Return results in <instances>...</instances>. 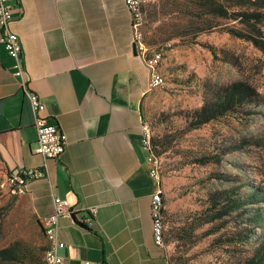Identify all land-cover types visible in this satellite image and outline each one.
I'll list each match as a JSON object with an SVG mask.
<instances>
[{"label":"crops","instance_id":"1","mask_svg":"<svg viewBox=\"0 0 264 264\" xmlns=\"http://www.w3.org/2000/svg\"><path fill=\"white\" fill-rule=\"evenodd\" d=\"M20 3L11 29L21 41L24 76L66 145L56 159L35 152L32 110L0 43V161L8 175L44 171L27 183L25 195L40 223L51 214L53 197L68 200L72 216L57 229L60 264H169L154 241L150 199L158 182L142 148L144 104L159 88L149 89V70L132 53L124 0Z\"/></svg>","mask_w":264,"mask_h":264},{"label":"rangeland","instance_id":"2","mask_svg":"<svg viewBox=\"0 0 264 264\" xmlns=\"http://www.w3.org/2000/svg\"><path fill=\"white\" fill-rule=\"evenodd\" d=\"M157 1L146 6L140 34L148 47L171 42L165 55L172 47L174 51L164 66L165 85L144 104L143 124L163 186L162 247L169 264L243 263L256 242H264V54L219 30L195 40L157 41L163 19L148 16ZM219 22L239 27L234 21ZM235 81L250 84L258 101L190 129L186 117L200 107L206 85ZM221 194L239 199L241 208L204 223L214 213L209 210L212 199ZM46 248L41 223L26 196L13 192L0 161V252L6 249L10 256L8 261L0 258V264H45Z\"/></svg>","mask_w":264,"mask_h":264},{"label":"trees","instance_id":"3","mask_svg":"<svg viewBox=\"0 0 264 264\" xmlns=\"http://www.w3.org/2000/svg\"><path fill=\"white\" fill-rule=\"evenodd\" d=\"M149 7L150 18L160 16L163 19L157 29V41L195 40L202 33L219 30L250 42L264 54V0H158ZM219 20L234 21L239 27L220 23ZM257 96L254 88L245 81H235L221 87L206 85L200 107L189 111L186 117L188 127L194 129L233 113L248 102H257ZM205 162L207 160L199 161L202 164ZM241 206L239 199L218 195L212 199L209 207L214 213L203 221L209 223L230 216ZM255 245L252 256L238 264H264V242L257 241ZM9 257L8 250L0 252L2 260L8 261Z\"/></svg>","mask_w":264,"mask_h":264},{"label":"built area","instance_id":"4","mask_svg":"<svg viewBox=\"0 0 264 264\" xmlns=\"http://www.w3.org/2000/svg\"><path fill=\"white\" fill-rule=\"evenodd\" d=\"M155 0H124L125 6L131 16V26L134 31V40L136 42L137 53L143 59L149 70L150 90L161 88L165 85V77L160 71L161 63L164 59L165 49L171 47V42H167L163 47L150 48L141 39L140 29L145 23L146 6ZM20 0H0V43L3 44L7 53L13 60L14 76L18 78L20 87L25 98L28 100L33 114V125L36 130V147L35 152L44 160L56 159L64 151L66 137L64 133L55 124H49L42 115L44 104L40 98L32 92L27 85L24 76L25 67L23 61L22 45L19 36L12 31L11 23L13 12L20 9ZM142 148L146 155V161L149 164L148 174L158 182V188L151 195L150 213L152 220V230L154 241L157 245L163 244V224H164V197L161 186V175L159 161L152 152V146L148 130L143 124ZM44 175L41 169L15 170L9 173V181L12 185L13 192L19 196H25L27 183L32 179ZM52 212L43 221L42 228L47 239V248L44 252L45 264H60L62 257L58 250L64 247L59 241L57 235L59 220L63 217L72 216L73 210L68 200L59 197L52 198ZM94 208L89 212L94 213Z\"/></svg>","mask_w":264,"mask_h":264},{"label":"water","instance_id":"5","mask_svg":"<svg viewBox=\"0 0 264 264\" xmlns=\"http://www.w3.org/2000/svg\"><path fill=\"white\" fill-rule=\"evenodd\" d=\"M132 53H133L134 55H137L136 42H133V43H132Z\"/></svg>","mask_w":264,"mask_h":264}]
</instances>
